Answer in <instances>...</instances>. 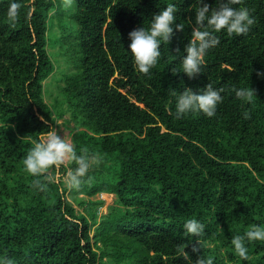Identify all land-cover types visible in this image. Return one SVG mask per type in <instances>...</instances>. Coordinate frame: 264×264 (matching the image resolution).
<instances>
[{
	"label": "trees",
	"instance_id": "obj_1",
	"mask_svg": "<svg viewBox=\"0 0 264 264\" xmlns=\"http://www.w3.org/2000/svg\"><path fill=\"white\" fill-rule=\"evenodd\" d=\"M10 2L0 0V258L189 264L187 252L213 264H264V241H246L247 260L231 244L251 225H264V78L257 76L264 71V0L233 5L246 7L253 25L247 34L214 33L219 43L192 78L180 57L196 0H18L15 20L7 16ZM206 2L215 7V0ZM169 3L184 29L174 28L156 65L141 73L128 33L147 27ZM56 57L66 68L52 103L44 82ZM207 84L223 89L216 115L176 118L174 91ZM239 87L254 90L251 101L235 97ZM59 119L77 153L87 149L99 161L72 188L63 177L74 162L50 169L55 179L40 190L34 180L44 177L28 174L22 160L39 132ZM103 192L114 200L99 213ZM190 218L205 225L198 237L183 229ZM197 240L200 251L193 253Z\"/></svg>",
	"mask_w": 264,
	"mask_h": 264
},
{
	"label": "clouds",
	"instance_id": "obj_2",
	"mask_svg": "<svg viewBox=\"0 0 264 264\" xmlns=\"http://www.w3.org/2000/svg\"><path fill=\"white\" fill-rule=\"evenodd\" d=\"M240 3V0H215V7L210 6L206 0H196L195 24L192 27L191 38L183 48V55L180 57L182 72L189 78L201 72L203 58L207 51L219 43L218 37L214 33L224 30L229 35L247 34L250 26L254 23V18L250 15L246 7H233ZM20 3L18 0H11L7 16L10 20H15L18 15ZM177 6L169 3L165 8L152 15L148 26L144 25L128 33V49L132 55L134 64L139 72L148 73L156 65L160 57V45L162 42H169L171 36L176 31H183L184 25L175 23ZM179 51V49H177ZM177 72L175 69L173 73ZM257 76L264 78V71H257ZM223 89L214 88L207 84L203 89L194 92L190 88H184L182 92L175 95V116L180 118L190 112H202L207 117L216 115L217 106L221 103ZM236 98L242 101H251L254 90L248 87L233 88ZM244 118L249 117V113H243ZM43 119V117L41 118ZM46 123V121H45ZM74 162L76 167L64 175V182L69 188L78 187L81 178L84 177L89 168L98 163L99 157L89 154L87 149H81L78 154L75 146L63 135L58 134L56 127L47 128L40 131L37 138L32 140V146L23 157L22 164L24 170L33 177H44V180L35 179L34 185L44 190L46 182H52L55 177L47 175L50 169L57 171L65 162ZM183 229L187 234L194 237L200 236L205 225L196 218L187 219L183 224ZM247 242L264 241V225H251L242 235L237 234L232 237L231 244L234 252L242 260L248 259ZM199 241L193 245L192 252L199 253ZM185 259L189 264H213L211 258L198 255L195 260L184 252ZM0 264H14L7 258H0Z\"/></svg>",
	"mask_w": 264,
	"mask_h": 264
},
{
	"label": "rangeland",
	"instance_id": "obj_3",
	"mask_svg": "<svg viewBox=\"0 0 264 264\" xmlns=\"http://www.w3.org/2000/svg\"><path fill=\"white\" fill-rule=\"evenodd\" d=\"M56 46L57 45H56L55 40L53 38H50L49 50L55 56L58 55V51L56 50V48H57ZM58 63H59V60H58V57H56L55 58V64H56L55 72L51 76H49L44 82L46 100L50 101L52 103L55 102L57 99V85L63 83L62 80H59L61 77L60 76V73H61L60 70L63 66L66 68L65 62H63V65H62V63L61 64H58ZM68 66L70 67V65H68ZM57 123H58V125L56 126V128L58 130V134H60L61 136L64 135L70 141V132H69L68 127L62 123L61 119L57 120ZM70 125H72V123H70ZM58 175L59 174H57V176ZM63 179H64V177H63ZM98 196L104 199V203L100 206L99 213H104L107 211L108 205H110L113 202L114 194H110V195L108 194L107 195V194L101 193V194H98Z\"/></svg>",
	"mask_w": 264,
	"mask_h": 264
},
{
	"label": "bare ground",
	"instance_id": "obj_4",
	"mask_svg": "<svg viewBox=\"0 0 264 264\" xmlns=\"http://www.w3.org/2000/svg\"><path fill=\"white\" fill-rule=\"evenodd\" d=\"M104 193V192H103ZM104 194H107L108 195V193H104ZM110 195V194H109Z\"/></svg>",
	"mask_w": 264,
	"mask_h": 264
}]
</instances>
